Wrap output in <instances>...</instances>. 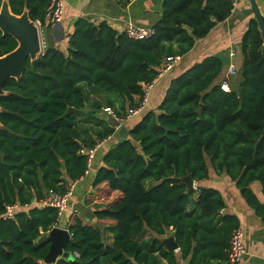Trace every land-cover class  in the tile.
Wrapping results in <instances>:
<instances>
[{
    "label": "trees",
    "instance_id": "trees-1",
    "mask_svg": "<svg viewBox=\"0 0 264 264\" xmlns=\"http://www.w3.org/2000/svg\"><path fill=\"white\" fill-rule=\"evenodd\" d=\"M8 1L13 14L27 12L48 27L50 0ZM233 8L232 0H164L156 36L141 40L105 21L79 18L66 51L47 46L19 78L6 81L0 96V264H45L50 242L39 239L57 225L59 212L35 203L50 192L67 193L94 165L88 167L82 147L113 137L114 128L97 141L81 138L77 113L88 95H104L106 105L124 115L166 57L188 53ZM17 47L0 30V57ZM241 54L237 90L229 79L218 81L224 61L205 57L177 73L159 106L144 111L129 136L108 147L86 204L100 207L94 214L112 225L114 240L107 244L93 221L74 212L65 246L72 258L54 264H230L239 218L216 219L226 207L222 193L189 190L182 178L205 180L210 166L225 173L264 223V202L251 189L260 182L264 196V37L256 19L243 35ZM15 203L28 207L4 219L5 206ZM171 230L178 252L162 242ZM146 232L151 236L143 239Z\"/></svg>",
    "mask_w": 264,
    "mask_h": 264
},
{
    "label": "crops",
    "instance_id": "crops-1",
    "mask_svg": "<svg viewBox=\"0 0 264 264\" xmlns=\"http://www.w3.org/2000/svg\"><path fill=\"white\" fill-rule=\"evenodd\" d=\"M233 2L234 8L231 15L225 21L217 23L206 37L197 39L193 48L185 55L180 56L179 63L157 81L146 110H154L159 106L170 85V80L177 73L209 56L220 57L224 61L218 81L224 79L232 81L233 77L227 73V69L230 62H235L238 68V76H234V82L231 84L234 89H238L240 81L239 69L242 63L241 46L243 35L250 21L256 18L249 0H235ZM257 3L264 18V0H257ZM163 8L164 0H66L63 22L55 27H44L42 38L46 43V47L54 46L66 51L69 46V34L73 31L75 21L79 18L89 19L96 24L105 21L118 32H124L130 23L155 26L163 16ZM137 100L139 99L137 98ZM106 104L104 95L90 93L85 106L78 110L77 116L83 140L97 141L99 134L113 128L115 129L114 120L109 118L107 114L102 113L103 107L107 106ZM138 118L139 116L131 119L125 126L129 129ZM116 142L113 137L97 142L98 150L92 169L84 177L72 184L68 208L54 227L68 229L70 215L74 212H79L101 229L107 244H112L114 240L112 225L96 218L94 213L100 207L86 204V196L95 191L93 182L97 169L103 164L102 158L108 147ZM209 169V177L202 181H194V189L199 186L213 187L222 193L226 207L218 213L216 219H221L226 214H234L239 218L240 227L246 235L245 243L247 248V254L239 264H264V223L262 219L243 198L241 190L234 181L225 173H216L211 166ZM251 189L264 202L261 183L258 181L253 182ZM193 208L194 204L192 203L189 209L193 210ZM48 234L49 232L46 235ZM172 235L174 234L171 230L162 240ZM150 236L151 234L146 232L143 235V239ZM162 264L168 263L162 259Z\"/></svg>",
    "mask_w": 264,
    "mask_h": 264
},
{
    "label": "built area",
    "instance_id": "built-area-1",
    "mask_svg": "<svg viewBox=\"0 0 264 264\" xmlns=\"http://www.w3.org/2000/svg\"><path fill=\"white\" fill-rule=\"evenodd\" d=\"M130 1H135V0H130ZM65 4H66V0H50L47 13L45 16V25H48L49 27H55L63 22L65 16ZM35 23L39 27L42 37V31L46 26H43L40 23V21H36ZM124 32L128 37L135 40L153 38L154 36H156L157 33L156 28L154 26H143L135 23H130L125 28ZM41 40H42L41 52L39 56L43 54L46 49V43L43 41V38H41ZM180 59H181L180 56L166 57L163 61V64L160 67V71L158 75L151 82L143 84V94L140 96L137 106L128 109L124 115L120 116L116 110L108 106L103 107V110L108 115H110L111 118L114 120L115 131L118 130L122 125H126L131 119L140 116L144 111H146L150 103L151 95L157 84V81L164 74L171 71L179 63ZM227 73L229 75H235L237 73V67L234 61L230 62V64L228 65ZM97 150H98V145L91 149L82 147L81 152L88 154V167L91 166L96 156ZM71 190H72V185L69 191L65 194H57L50 192L45 197H43V199H41L39 202L35 203V205L39 207L56 208L59 212V218H60L68 208ZM26 207H28V205L22 206L19 203L7 204L5 206V214L3 218L7 220L14 219L16 214L19 211L26 210L27 209ZM245 237H246L245 232L241 227L233 231L230 242V252H229L230 264H239L246 256L247 248L245 243ZM75 256L78 257L79 254L75 253Z\"/></svg>",
    "mask_w": 264,
    "mask_h": 264
},
{
    "label": "water",
    "instance_id": "water-1",
    "mask_svg": "<svg viewBox=\"0 0 264 264\" xmlns=\"http://www.w3.org/2000/svg\"><path fill=\"white\" fill-rule=\"evenodd\" d=\"M4 1V0H3ZM254 11L255 18L258 21L260 31L264 37V18L259 9L257 0H249ZM0 30L4 35H11L18 41V47L0 57V96L4 94V86L9 78H19L26 70V64L29 59L35 60L41 52V31L34 21L29 18L27 12L22 16H17L11 12L9 1L5 0L0 7ZM70 108L69 111H73ZM264 135V134H263ZM129 136V129L122 125L113 134L116 141H121ZM183 181L189 190L194 189V180L191 176H184ZM71 239L69 229L53 227L48 235L42 236L39 242H50V250L45 257L46 264L55 263L59 258H72L65 251L67 242ZM167 249L179 250L175 236H169L162 240Z\"/></svg>",
    "mask_w": 264,
    "mask_h": 264
},
{
    "label": "rangeland",
    "instance_id": "rangeland-1",
    "mask_svg": "<svg viewBox=\"0 0 264 264\" xmlns=\"http://www.w3.org/2000/svg\"><path fill=\"white\" fill-rule=\"evenodd\" d=\"M4 2H5V0H4V1H3V2L0 4V7H1V6L4 4ZM237 71H238V68H237ZM236 75L238 76V74H237V73H236L235 75H232V76H231V77H233V79H232L231 83H232V82H234V79H235V78H234V76H236ZM102 113H105V114H107V113H106L105 111H103V110H102ZM107 116H108L109 118H111V116H110V115H108V114H107ZM111 119H112V118H111ZM109 120H110V119H109Z\"/></svg>",
    "mask_w": 264,
    "mask_h": 264
}]
</instances>
